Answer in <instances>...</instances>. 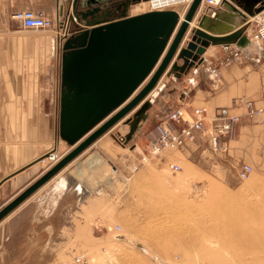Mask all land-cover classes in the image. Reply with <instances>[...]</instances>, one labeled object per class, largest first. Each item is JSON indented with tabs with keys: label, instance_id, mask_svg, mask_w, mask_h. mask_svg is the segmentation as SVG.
Returning a JSON list of instances; mask_svg holds the SVG:
<instances>
[{
	"label": "crops",
	"instance_id": "crops-1",
	"mask_svg": "<svg viewBox=\"0 0 264 264\" xmlns=\"http://www.w3.org/2000/svg\"><path fill=\"white\" fill-rule=\"evenodd\" d=\"M187 1L158 10L181 7ZM261 1L251 0L252 3L245 4L241 0V9L254 13ZM232 2L237 3V0ZM71 3L72 0H0V24L9 23L15 11L30 8L53 18L65 33L55 39L52 34L22 37L18 30L0 28V209L51 167L43 161L44 155L65 146L72 148L60 139L57 125L61 46L69 36V25L61 19L71 13ZM206 7L202 4L199 12ZM135 10V14H141L138 7ZM183 13L181 8L180 19ZM207 13L213 17L211 11ZM72 18L73 14L70 20ZM246 22L248 45L211 44L200 60L183 72L170 68L155 90L173 82L178 89L177 106L187 103L204 107L209 113L218 107H231L238 98L252 100L254 105L263 108L260 122L242 117L235 136L226 141V152L238 153L253 160L250 163L261 164L264 156V45L250 39L253 18L248 17ZM188 39L187 35L183 45ZM235 52L238 55L234 56ZM227 56L230 60L219 66L218 62ZM176 61L179 66L183 65L182 59ZM213 68L217 69L216 76L210 73ZM111 132L98 138L0 221V264L50 260L49 256L57 255L59 245L74 246L75 230L99 227L101 215L106 212L107 196L102 192L104 187L100 183L94 185L83 170L93 167L99 175L105 163L114 162L113 144L107 138ZM258 159L260 161L255 162ZM114 203L116 206V199Z\"/></svg>",
	"mask_w": 264,
	"mask_h": 264
},
{
	"label": "rangeland",
	"instance_id": "rangeland-1",
	"mask_svg": "<svg viewBox=\"0 0 264 264\" xmlns=\"http://www.w3.org/2000/svg\"><path fill=\"white\" fill-rule=\"evenodd\" d=\"M173 3L156 0L152 9ZM136 5L130 7V16L137 12ZM10 19L0 28L18 30L22 37L52 34L55 39L65 34L57 22L53 28L34 30ZM83 28L88 25L81 21L70 24L67 31L71 36ZM169 70L170 66L166 73ZM152 92L147 96L150 107L132 139L124 141L129 130L125 120L109 130L114 162L105 163L99 175L93 167L83 170L94 185L104 187L107 196L99 227L75 230L74 246L59 245L50 260L26 264H75L80 255L84 264H264V156L261 164L259 159L253 164L238 153L213 152L208 134L200 132L181 149L164 150L143 162L148 132L165 118L170 107L192 108L187 103L177 106L178 89L173 82ZM245 160L252 172L240 179ZM174 164L179 165L178 170Z\"/></svg>",
	"mask_w": 264,
	"mask_h": 264
},
{
	"label": "water",
	"instance_id": "water-1",
	"mask_svg": "<svg viewBox=\"0 0 264 264\" xmlns=\"http://www.w3.org/2000/svg\"><path fill=\"white\" fill-rule=\"evenodd\" d=\"M201 1L192 0L181 20L175 10L152 9L102 21L105 23L67 38L62 56L58 134L72 149L2 207L0 221L116 123L128 122V114L135 110L126 135L129 137L149 107L147 96L169 66L183 72L199 61L211 44L248 45V16L241 10V0L235 5L233 0H222L217 8L206 7L199 12ZM262 7L264 0L256 10ZM210 11L213 17L207 13ZM187 35L189 39L183 45ZM176 59H182L183 65H177Z\"/></svg>",
	"mask_w": 264,
	"mask_h": 264
},
{
	"label": "built area",
	"instance_id": "built-area-1",
	"mask_svg": "<svg viewBox=\"0 0 264 264\" xmlns=\"http://www.w3.org/2000/svg\"><path fill=\"white\" fill-rule=\"evenodd\" d=\"M191 2L192 0H188L185 4L183 15ZM221 2L222 0H202L201 4L207 7L217 8ZM70 15L71 13L65 18H62L61 22L78 24L74 18L70 21L68 20ZM12 17L24 29H50L55 24L54 19L46 15L43 11L30 8L17 10L12 14ZM252 18L254 28L250 39L255 43L264 45V7ZM233 55L236 56L238 53L235 52ZM229 60L230 57H224L218 62V65H224ZM210 73L216 76L217 69H211ZM262 112V107L254 105L252 100L245 98L235 99L231 107H218L211 113L203 107L195 106H192L188 111L184 107L182 109H174L166 114L165 118L148 132L147 155H144L142 161H147L152 156H158L164 150H179L188 141H193L200 132H206L208 134L209 146L213 152H226V141L235 136L237 125L242 117L260 122ZM68 150L67 148L65 151L60 152L54 149L43 156V161H46L48 166L52 167L70 151ZM173 167L174 170H178L179 165L174 164ZM251 172L252 167L249 164H243L239 172L240 179L247 178ZM116 230H120L118 225L116 226ZM84 262L83 255L77 256L74 259L75 264H84Z\"/></svg>",
	"mask_w": 264,
	"mask_h": 264
},
{
	"label": "flooded vegetation",
	"instance_id": "flooded-vegetation-1",
	"mask_svg": "<svg viewBox=\"0 0 264 264\" xmlns=\"http://www.w3.org/2000/svg\"><path fill=\"white\" fill-rule=\"evenodd\" d=\"M140 2L141 0H72L71 11L73 16L76 14L79 17L80 22L111 21L130 16V7Z\"/></svg>",
	"mask_w": 264,
	"mask_h": 264
},
{
	"label": "bare ground",
	"instance_id": "bare-ground-1",
	"mask_svg": "<svg viewBox=\"0 0 264 264\" xmlns=\"http://www.w3.org/2000/svg\"><path fill=\"white\" fill-rule=\"evenodd\" d=\"M154 1H156V0H141V2H140V4H138V5H136L137 7H138V11H139V13H144V12H147V11H150V10H152V5H153V2ZM184 0H175L174 1V3L173 4H180V3H182ZM152 3V4H151ZM166 3V2H165ZM170 4V3H169ZM232 4L233 5H235L233 2H232ZM202 5V4H201ZM166 6L167 5H165V7L164 8H166ZM180 5H177L176 7H171V8H168V9H172V10H175L177 13H178V15H179V19H180V11H181V8H182V6L181 7H179ZM163 8V7H162ZM182 9H184V8H182ZM242 10V9H241ZM261 10V9H260ZM260 10L259 11H257L256 12V10H255V12L254 13H252V12H250L251 14L249 15V12H244V13H246L247 14V16L248 17H253V16H255L256 14H258L259 12H260ZM252 11V10H251ZM132 14V13H131ZM133 16H134V14H132ZM135 15H137V14H135ZM77 15L75 14L74 15V17H76ZM124 17H130V16H124ZM123 17V18H124ZM77 18V20H75L77 23H81L80 22V19H79V17L77 16L76 17ZM119 19H121V18H119ZM119 19H116V20H119ZM182 19V18H181ZM180 19V20H181ZM116 20H112L111 19V21H116ZM103 21V20H102ZM110 22V21H109ZM85 24L87 23V22H84ZM105 22H94V23H91V21L90 22H88L87 23V25H88V28H87V30L88 29H90V28H92V27H94V26H98V25H101V24H104ZM194 23V22H193ZM84 30V28L81 30V31H83ZM67 38H69V36H67L66 38H65V41L67 40ZM65 41L63 42V44H62V46H61V50H62V54H61V59H62V56H63V54L64 53H66V49L64 48V44H65ZM61 67H62V62H61ZM60 70H61V68H60ZM60 78H61V76H60ZM61 80V79H60ZM60 84H61V81H60ZM62 88V87H61ZM61 90V89H60ZM153 91V90H152ZM151 91V92H152ZM61 92V91H60ZM139 107V106H138ZM149 107H150V101H149ZM149 107L147 108V110L149 109ZM147 110L146 111H144L143 112V114H142V116L138 119V121H137V123H136V126H135V129L130 133V135H129V137H127L126 135H125V138H124V141H129L130 139H132V137L134 136V134L136 133V131L139 129V125L141 124V122H142V120L145 118V114H146V112H147ZM134 112H135V110L132 112V116H131V119H132V117H133V114H134ZM131 119L128 121V122H126V120H125V122L127 123V125L129 126V122L131 121ZM114 127V126H113ZM129 131V130H128ZM59 135V134H58ZM61 139V138H60ZM122 139V138H121ZM143 162H146V161H143Z\"/></svg>",
	"mask_w": 264,
	"mask_h": 264
},
{
	"label": "trees",
	"instance_id": "trees-1",
	"mask_svg": "<svg viewBox=\"0 0 264 264\" xmlns=\"http://www.w3.org/2000/svg\"><path fill=\"white\" fill-rule=\"evenodd\" d=\"M251 1V0H250Z\"/></svg>",
	"mask_w": 264,
	"mask_h": 264
}]
</instances>
